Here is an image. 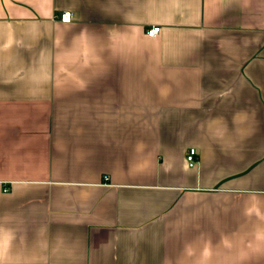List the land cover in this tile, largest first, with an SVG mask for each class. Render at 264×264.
I'll return each instance as SVG.
<instances>
[{
  "label": "crops",
  "instance_id": "0c3cea01",
  "mask_svg": "<svg viewBox=\"0 0 264 264\" xmlns=\"http://www.w3.org/2000/svg\"><path fill=\"white\" fill-rule=\"evenodd\" d=\"M0 264H264V0H0Z\"/></svg>",
  "mask_w": 264,
  "mask_h": 264
},
{
  "label": "built area",
  "instance_id": "2783aa9c",
  "mask_svg": "<svg viewBox=\"0 0 264 264\" xmlns=\"http://www.w3.org/2000/svg\"><path fill=\"white\" fill-rule=\"evenodd\" d=\"M61 21L71 22L75 19L72 11L65 10L57 16ZM161 30L160 26H152L147 29V34L150 37H155ZM186 158L190 166L194 167L198 163V150L195 147H191L187 151Z\"/></svg>",
  "mask_w": 264,
  "mask_h": 264
}]
</instances>
